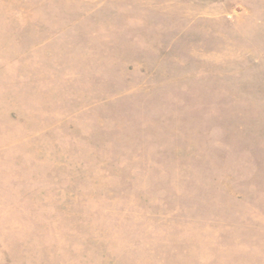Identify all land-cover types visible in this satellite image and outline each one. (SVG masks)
Instances as JSON below:
<instances>
[{"label":"rangeland","instance_id":"rangeland-1","mask_svg":"<svg viewBox=\"0 0 264 264\" xmlns=\"http://www.w3.org/2000/svg\"><path fill=\"white\" fill-rule=\"evenodd\" d=\"M0 264H264V0H0Z\"/></svg>","mask_w":264,"mask_h":264}]
</instances>
